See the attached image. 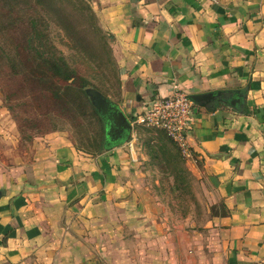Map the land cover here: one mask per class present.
<instances>
[{
    "label": "crops",
    "instance_id": "crops-1",
    "mask_svg": "<svg viewBox=\"0 0 264 264\" xmlns=\"http://www.w3.org/2000/svg\"><path fill=\"white\" fill-rule=\"evenodd\" d=\"M87 1L117 66V98L105 96L130 121L173 82L190 97L223 92L206 106L191 97L186 159L220 210L179 241L135 176V137L92 153L52 131L0 163V264H156L161 252L264 264V0ZM182 247L193 256L179 259Z\"/></svg>",
    "mask_w": 264,
    "mask_h": 264
},
{
    "label": "rangeland",
    "instance_id": "rangeland-1",
    "mask_svg": "<svg viewBox=\"0 0 264 264\" xmlns=\"http://www.w3.org/2000/svg\"><path fill=\"white\" fill-rule=\"evenodd\" d=\"M68 1L74 7L81 9L83 3L87 2V0ZM81 1H83L82 4ZM70 20L75 25V27L73 26V34L77 42L75 49L70 47L73 46L71 41L52 23L48 24L49 28L47 29L50 36L49 43L54 44L69 65L76 66L80 74L88 77L103 91L104 95L117 98L115 66L110 63L96 65L81 60L79 52L90 54L92 47L87 48L86 46L82 49L79 45L84 41V35L81 32L82 18L73 15ZM3 32H0L2 46L9 50L10 55L16 56L19 52L21 54L23 50L17 41V36L11 34L12 30ZM85 35L91 37L90 34ZM13 39L18 46L12 43ZM15 52L18 53L15 54ZM28 58L29 54H25L21 60L25 67L30 68L31 59ZM56 87L59 88V86ZM54 89L47 84L43 91H38V86L30 77L27 79L22 75L12 77L9 70L0 69V163L2 168H7L14 159L25 160V157H28L30 153V150L26 152L25 150L35 138L52 131L65 130L72 136L79 148L92 153L98 152L102 136L96 118L91 117L89 112L88 115L86 109L77 100L73 102L76 111L80 109L79 116L76 113L72 115L74 110L64 113L62 107L55 105L57 90ZM59 92H61V88H59ZM5 96L7 97L6 101L4 100ZM58 97L60 96L58 95ZM70 97L72 100L74 99L73 96L70 95ZM151 136L153 139L149 140V145L156 147L159 145V141L156 137L154 138L155 133L140 131L137 135L136 127L132 131L130 139L133 137L136 139L135 146L139 159V167L135 176L140 177V185L146 190L147 197H150L146 199L149 208L154 207L157 210L156 218L161 219L160 223L164 220L166 225L171 228L173 236L177 235L179 241H184L189 235L188 232L191 230L201 231V226L207 218L212 216V213L219 212L220 207L216 208L219 203L210 205L201 183L188 170L187 160L183 158L176 145H169L171 152L165 156L149 154L148 146L145 143L146 141L148 143V138ZM105 141L108 142V139L104 137V144ZM129 141L122 140L121 142ZM180 157L182 160L179 159ZM176 161L179 162V165L174 168L172 163H176ZM213 206L215 207L213 208ZM185 254L193 256L189 248L182 247L179 249V259L185 257ZM212 255L209 254L206 261L198 264H222L220 260L214 261L213 259H220L219 256ZM159 257H161V261L156 264H187L186 259L177 262L165 257L162 252ZM197 258L199 257L195 259Z\"/></svg>",
    "mask_w": 264,
    "mask_h": 264
},
{
    "label": "trees",
    "instance_id": "trees-1",
    "mask_svg": "<svg viewBox=\"0 0 264 264\" xmlns=\"http://www.w3.org/2000/svg\"><path fill=\"white\" fill-rule=\"evenodd\" d=\"M82 3L83 1H81ZM73 15L82 18L81 32L84 35V41L79 45L82 49L86 48V46L87 48L92 47L90 48L92 49L90 54L79 52L81 60L85 63L89 62L96 65L103 63L113 64L117 75V66L110 49L111 36L106 35L100 29L88 1L83 3L81 9L80 7H74L68 0H0V32L12 30L11 34L17 36L19 45L22 46L25 54H29L28 59H31L30 62L33 65L30 68L25 67L21 60L22 57H25L23 52L21 54L20 52H15V54L18 53L16 56L10 55L9 50L0 43V69L9 70L12 77L16 75H22L25 79L30 77L38 86V91H43L47 84L54 87V90H57L55 93V97H57L55 105L62 107L64 113L74 110L73 113L71 112L72 115L76 113L79 116L78 112L80 109L76 111V106H74L73 102L77 100L86 109V113L88 114L89 112L90 116L96 118L100 125L102 140L98 148L99 153L105 150V123L95 106L90 102L85 93V88L93 87L102 93L103 91L88 77L81 75L76 66H70L61 51L54 44L49 43L50 36L47 29L49 28L48 24L52 23L71 41L73 46L70 47L75 49L77 44L73 34V26L75 27V25L70 20ZM84 33L90 34L91 37L86 36ZM12 43L18 46L15 39L12 40ZM77 47L80 48L79 46ZM56 86L61 88V92ZM70 95L73 96V100ZM4 100H7L6 96ZM136 131L137 135L140 131L156 134L154 138L156 137L159 141V145H156V147L149 145V140L153 139L152 136L148 138V143L147 141L145 143L148 146L149 154L165 156L171 152L169 145L175 146V143L162 130L136 126ZM172 165L176 168L179 162L176 161ZM218 213L215 212L211 215H218ZM220 213L224 214L223 211Z\"/></svg>",
    "mask_w": 264,
    "mask_h": 264
},
{
    "label": "built area",
    "instance_id": "built-area-1",
    "mask_svg": "<svg viewBox=\"0 0 264 264\" xmlns=\"http://www.w3.org/2000/svg\"><path fill=\"white\" fill-rule=\"evenodd\" d=\"M194 102L176 82L167 96L151 99L130 121L133 126L162 130L179 148L185 159L192 157L189 129Z\"/></svg>",
    "mask_w": 264,
    "mask_h": 264
},
{
    "label": "water",
    "instance_id": "water-1",
    "mask_svg": "<svg viewBox=\"0 0 264 264\" xmlns=\"http://www.w3.org/2000/svg\"><path fill=\"white\" fill-rule=\"evenodd\" d=\"M85 93L105 123V139H108V142L129 140L132 135L133 125L118 105L108 99L96 88L87 87L85 88ZM222 93V91H211L195 94L191 97L195 102L200 103L202 106H206L215 99L221 97ZM227 101L231 106H235L238 102L236 98ZM2 193L3 191L0 190V196Z\"/></svg>",
    "mask_w": 264,
    "mask_h": 264
}]
</instances>
